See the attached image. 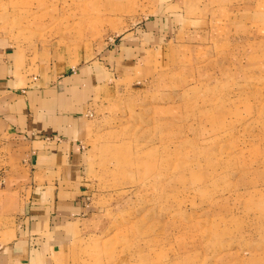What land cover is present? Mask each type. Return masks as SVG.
<instances>
[{"label":"rangeland","instance_id":"obj_1","mask_svg":"<svg viewBox=\"0 0 264 264\" xmlns=\"http://www.w3.org/2000/svg\"><path fill=\"white\" fill-rule=\"evenodd\" d=\"M147 2L0 0V41L36 68L68 49L67 69L118 79L85 120V212L51 264H264V0L167 1L145 19ZM8 168L0 247L27 193Z\"/></svg>","mask_w":264,"mask_h":264},{"label":"crops","instance_id":"obj_2","mask_svg":"<svg viewBox=\"0 0 264 264\" xmlns=\"http://www.w3.org/2000/svg\"><path fill=\"white\" fill-rule=\"evenodd\" d=\"M167 1L171 8L177 4L148 0L145 19ZM31 52L0 41V163L9 166L5 180L13 197L27 191L16 225L5 228L7 245L0 247L5 264H51L56 248L66 243L69 219L85 212V120L93 103L117 94L111 84L118 79L102 81L100 64L67 69L74 51L39 68L32 65ZM130 78L118 82L129 85Z\"/></svg>","mask_w":264,"mask_h":264}]
</instances>
